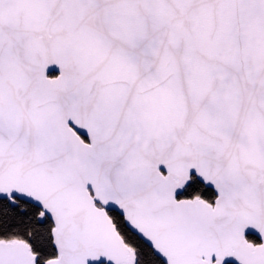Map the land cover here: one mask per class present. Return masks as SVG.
Wrapping results in <instances>:
<instances>
[{
    "label": "snow or ice",
    "instance_id": "6c2138e0",
    "mask_svg": "<svg viewBox=\"0 0 264 264\" xmlns=\"http://www.w3.org/2000/svg\"><path fill=\"white\" fill-rule=\"evenodd\" d=\"M0 264H264V0H0Z\"/></svg>",
    "mask_w": 264,
    "mask_h": 264
}]
</instances>
